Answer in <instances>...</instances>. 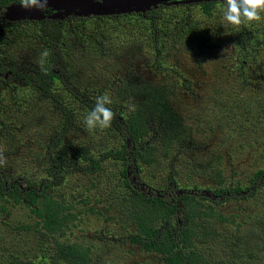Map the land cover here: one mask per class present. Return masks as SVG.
<instances>
[{
    "label": "rangeland",
    "instance_id": "374dc122",
    "mask_svg": "<svg viewBox=\"0 0 264 264\" xmlns=\"http://www.w3.org/2000/svg\"><path fill=\"white\" fill-rule=\"evenodd\" d=\"M193 3L181 4L201 29L202 45L192 32L180 35L163 48L157 64L143 39L147 23L102 22L90 36V14H62L54 19L58 52L50 49L52 40L37 22L43 19L0 24V148L7 158L0 174L21 189L38 184L62 147L84 146L98 160L96 167L77 160L61 173L58 185L46 190L71 215L52 235H41L44 230L28 203L0 200V264H67L49 249L54 241L86 249V264H163V255L128 239L134 225L122 209V197L124 181L135 180L156 196L176 184L204 198L192 249L207 264H264V187L246 197V191L211 194L218 188H243L257 170L264 171V44L256 50L238 46L242 30L264 42V13L260 22L233 26L223 20L224 2L214 3L209 18ZM110 38L116 43L108 44ZM45 50L49 55L42 57ZM52 54L63 63L51 67L55 78L49 82V98L27 80L44 81ZM148 91L152 101L145 104ZM103 94L110 96L108 107L117 122L130 112L129 105L163 114L161 126L146 114L144 142L155 150L153 162L134 165L128 156L123 167L115 157L99 159L105 152L130 148L113 123L103 130L86 126L85 117Z\"/></svg>",
    "mask_w": 264,
    "mask_h": 264
},
{
    "label": "trees",
    "instance_id": "16d2710c",
    "mask_svg": "<svg viewBox=\"0 0 264 264\" xmlns=\"http://www.w3.org/2000/svg\"><path fill=\"white\" fill-rule=\"evenodd\" d=\"M99 1V0H96ZM224 2V0H219ZM217 1H207L201 3H193L199 5L200 14L209 18L214 3ZM20 4V0H0V10L10 5ZM175 12L167 11L171 8H175ZM182 4L177 5H156L155 7H149L142 12H130V13H118L117 15H90L89 18L94 20V26L88 32L90 36H94V28H99L101 23L104 22L106 26H112L113 24L129 23V20H135L137 23H147L148 29L143 34V39L147 48L151 49L155 58L153 59L155 64L158 63V55L163 52V48L166 46H172L175 40L178 41L179 36H186L189 33H193L191 36L195 39L197 45L200 47L198 38H202L201 29L196 27L191 17L183 13ZM3 13V12H2ZM171 14V15H170ZM3 16V15H2ZM106 17V18H105ZM194 18V17H192ZM56 19V18H54ZM54 19H43L37 22L40 23V27L44 26V36L52 40L50 49L55 47L54 52H58L57 40L59 35V27L56 25ZM195 19V18H194ZM17 23V22H15ZM0 24L9 25L6 19L0 18ZM257 33V29L255 30ZM111 42V38L108 44H114ZM260 44H264L258 37L253 36L252 33L247 30L240 31V37L238 46L244 48H250V50H256ZM105 47V46H103ZM152 54V53H151ZM55 54H52L54 56ZM152 55V56H153ZM49 56L47 61L46 77L43 82L37 83L38 78H31L27 80L29 83L38 86V89L42 91L47 97H51L49 93V82L54 80L55 75L51 71V67L63 63V60L57 55L56 57ZM151 90V89H150ZM149 90V91H150ZM146 92L145 104L152 101V93ZM144 104V105H145ZM153 114L160 121V126L163 122V118L156 110L149 109L146 106L137 107L130 111L125 118L116 119L112 121L113 127L117 128L120 135L129 141L130 148L121 147L119 150L111 152H105L99 159L103 157H115L120 160L121 165L126 167L127 158H130L135 163L150 164L154 161L153 147L148 142H144V138L148 132V117L146 114ZM164 121L173 125L169 118L164 116ZM164 124V123H163ZM178 124V122H176ZM179 126V125H178ZM169 126L162 129L165 130V134L168 137ZM58 158L55 156V163L52 164L46 170L47 178L40 179L38 184L26 183V188H19L17 185L7 181L5 176L0 174V200L12 201L14 203H20L24 201L28 203L32 208L31 211L37 218V223L41 224L42 230L45 234L42 236H48L56 233L58 230L66 226L71 215L66 212V207L61 202L53 199L51 196L45 195L46 190L50 189L53 185H58L61 182L62 172H65V168L72 166L77 160H84L87 164L92 166L98 165V160L92 158L88 154V150L84 146H70L68 148H60ZM61 174V175H60ZM214 181L218 183V174L216 173ZM212 179V178H211ZM133 182H125L127 192L125 197H122V209L127 213V217L134 225V233L129 236L131 244L139 245L145 251H152L163 255V264H207L196 252L192 249V241L197 238L196 227L197 220L203 213L201 210L204 199L200 195L197 197L192 194L191 189L185 188L181 190L174 181L169 177L167 183H172L177 188L165 191L161 190L159 196L158 193H152L147 186H142V183L138 180ZM134 181V182H135ZM264 187V171L257 170L251 178L248 180V185L236 188H218L213 190L211 194L216 196L227 193L228 191L239 193L246 191L244 197L252 194V191L256 187ZM180 191V192H179ZM157 192V191H155ZM155 195V196H154ZM242 197L241 195H239ZM202 233L200 236H204ZM199 236V237H200ZM53 256L67 264H86L89 260L87 250L83 249L75 244H68L59 241L52 242L49 248Z\"/></svg>",
    "mask_w": 264,
    "mask_h": 264
},
{
    "label": "clouds",
    "instance_id": "9594fccd",
    "mask_svg": "<svg viewBox=\"0 0 264 264\" xmlns=\"http://www.w3.org/2000/svg\"><path fill=\"white\" fill-rule=\"evenodd\" d=\"M19 6L26 11L37 10L52 15L60 12V9L49 6V0H20ZM261 13H264V0H224L222 8L223 20L233 26L254 21L260 22L262 20ZM48 55L47 50L41 53L42 57H47ZM111 104L112 100L108 94L96 97L94 107L85 117L86 126L92 130L109 128L115 118V113L108 107ZM134 108V105H129L130 111L134 110ZM3 153L4 149L0 148V167H4L7 164V158Z\"/></svg>",
    "mask_w": 264,
    "mask_h": 264
},
{
    "label": "water",
    "instance_id": "95a60500",
    "mask_svg": "<svg viewBox=\"0 0 264 264\" xmlns=\"http://www.w3.org/2000/svg\"><path fill=\"white\" fill-rule=\"evenodd\" d=\"M195 0H49L51 8L60 9L56 15L40 12L37 10L26 11L19 5H10L6 8L2 16L6 20L23 19H49L60 18L62 14H90V15H110L118 13L142 12L143 9L155 7L158 4H181Z\"/></svg>",
    "mask_w": 264,
    "mask_h": 264
},
{
    "label": "bare ground",
    "instance_id": "6f19581e",
    "mask_svg": "<svg viewBox=\"0 0 264 264\" xmlns=\"http://www.w3.org/2000/svg\"><path fill=\"white\" fill-rule=\"evenodd\" d=\"M99 1H101V0H99ZM207 1H217V0H195V1H189V2H186V3H193V2H195V3H201V2H207Z\"/></svg>",
    "mask_w": 264,
    "mask_h": 264
},
{
    "label": "flooded vegetation",
    "instance_id": "af4514ba",
    "mask_svg": "<svg viewBox=\"0 0 264 264\" xmlns=\"http://www.w3.org/2000/svg\"><path fill=\"white\" fill-rule=\"evenodd\" d=\"M2 16H0V18H1ZM9 21V20H8ZM9 22H11V21H9Z\"/></svg>",
    "mask_w": 264,
    "mask_h": 264
}]
</instances>
